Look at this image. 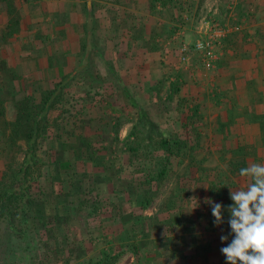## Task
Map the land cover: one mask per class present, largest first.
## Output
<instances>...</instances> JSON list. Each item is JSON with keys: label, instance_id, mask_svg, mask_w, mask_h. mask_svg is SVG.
<instances>
[{"label": "rangeland", "instance_id": "obj_1", "mask_svg": "<svg viewBox=\"0 0 264 264\" xmlns=\"http://www.w3.org/2000/svg\"><path fill=\"white\" fill-rule=\"evenodd\" d=\"M26 1L24 3L26 8L32 6V10H29V12L32 11L31 19L41 20L39 27L30 28L32 30L39 28L45 33L46 23L49 22V14L45 6L37 15L34 7L36 1ZM63 3L66 12L73 10V13L79 14L81 18L84 17L88 4L95 20L93 28L95 47L89 52L91 76L86 77L88 79L86 85L83 89L77 87L74 91L76 94H72L73 96L69 94L70 90L66 91L67 93L62 95V105L67 109L76 99L86 100L82 104L85 109L83 112L80 111L81 116L91 120L93 125V128L86 130L91 139L106 134L104 145L112 142L113 130L117 128V141H113V147L108 150L110 155L106 158H114L116 168L122 166L128 156L125 142L132 136L133 131L140 138H146V140L150 138L152 141L158 140L162 132L175 138H195L198 141L191 151L192 161L189 162L188 158L176 161V158L172 156L169 172L162 180L154 198L141 212L147 221L153 224L161 222L166 218V206L171 194L178 192L189 182L187 175L192 174V171L206 168L204 172L210 171L216 176L227 170L228 158L238 159L241 155L232 152L234 151L232 149H224L223 145L226 147L229 145L218 136L223 132L217 126L224 114L220 100L223 83L219 82L217 68L219 62L226 57L228 50L234 51L238 48L237 43L234 48L227 45L224 39L226 35L234 32V38L243 40L248 37L243 36L245 32L250 34L246 31L249 24L245 21L230 22L229 16L234 12L233 0H227L222 6L220 0H66ZM262 4L260 0L258 3L255 2L251 6L254 7L253 10L249 11V14H253L251 18H254L255 24H260V30L264 25L259 16L264 14ZM50 7L53 5L51 4ZM251 27L252 25H249V28ZM79 35L84 37L83 32ZM206 39L211 41L216 55L213 66L209 69L203 64V53L194 48L197 41ZM136 41H138L137 44H135ZM263 43L260 42L257 47L258 52ZM55 46L54 43L50 44V52L51 47ZM135 47L139 52L142 51L143 57L135 54ZM96 53H99L101 57ZM132 53L137 58L128 57L125 60L121 58ZM108 64L113 68L112 70L116 71L111 72ZM30 79L32 82L34 78ZM45 80L48 84L52 82ZM31 82L20 84L16 79L15 82L6 83L5 88L0 91V104L2 103L4 108L0 123L5 119L13 121L16 118L15 101L21 99L23 95L35 92L32 90V85L30 86ZM89 82L91 85H88ZM11 85L14 89L10 88ZM123 86L126 87L129 97L131 99L133 97L136 101V108L130 104L131 100L126 96ZM27 88L30 89L28 93H26ZM246 94L250 97L249 91H246ZM101 99L104 101H100ZM90 101L92 103H89ZM60 110L62 111L61 107ZM68 115L69 112L63 113L65 119L71 120L67 117ZM106 121L107 127H104ZM98 125H102L103 132L98 129ZM66 126L67 130L71 131L72 124L69 123ZM217 130H219L218 133ZM260 146L257 147L260 153L249 154L252 163L260 164L257 159H264V144ZM23 147L24 145L22 150ZM144 150L139 149L142 152H145ZM21 157L20 151L17 159L20 160ZM138 165L139 163L134 161L133 167ZM160 165L155 163L156 167ZM128 170L130 171L131 168ZM121 176L129 175L123 170ZM135 176H141L140 172L135 173L133 177ZM129 178L132 180V177ZM207 178L212 180V176ZM118 182L120 185H127L125 182L128 180L119 179ZM244 183L243 179L240 181L236 179L235 184L244 186ZM118 199L123 201L124 194H120ZM195 199H183L182 202L185 201V206L192 209L198 202V198L195 197ZM75 204L78 205L76 200ZM104 205L107 206V204ZM86 212L87 210L77 212L73 218L71 216L67 227L65 226L66 232H70V238L74 239V242L70 244L77 247H73L72 251L60 249L56 252V256L46 254L43 250H35L36 240H29L27 246L23 244V247L9 252L3 244L6 237L4 225L1 223L0 244L3 245L0 247V264H39V261H44V264H82L88 257L96 259L101 249L117 256L113 264H138L136 255L126 241H120V239L118 241L110 235H107L106 241H103L94 235L96 233V231L93 232L94 227L89 229L83 227L86 220L90 219V215ZM226 216L230 219L229 212ZM209 217V214L200 216L201 229L198 231L200 234L198 245L213 243L208 250H199L200 252L193 255L198 264H208L206 253L212 252L216 244L215 241H210L209 235L216 232L226 236L231 230L229 225L221 226L220 230L214 229L206 221ZM96 224V219H91L90 225ZM149 233L152 236L153 231L150 230ZM171 234L177 242H180L178 244L184 243L181 228L172 229ZM228 243L230 242L227 240L223 247ZM150 247H153L152 251L155 250L157 255H162L161 264L175 261V258L162 250L160 246L150 244ZM83 250L86 251L87 258L80 254ZM209 261L210 264H226V258L222 253L218 257H211V259L209 257Z\"/></svg>", "mask_w": 264, "mask_h": 264}, {"label": "trees", "instance_id": "obj_2", "mask_svg": "<svg viewBox=\"0 0 264 264\" xmlns=\"http://www.w3.org/2000/svg\"><path fill=\"white\" fill-rule=\"evenodd\" d=\"M69 78V75L62 77L45 90L24 95L16 101V118L0 123V224L3 223L5 228L6 241L3 244L6 249L14 251L23 244L27 246L29 240H36L35 250H43L52 256H56L60 249L72 251L77 245L70 244L74 239L70 238L65 226L71 216L73 218L77 212L87 210L90 219L83 227H94V235L103 241H106L107 235L118 241H126L136 255L138 264H161L162 255L152 251L150 244L160 246L175 258L174 262L168 264H198L193 255L199 250H208L213 243L198 245L200 216L209 214L206 221L216 230L229 225L226 213L228 206L233 204L229 199L230 191L248 183L247 178L239 176V170L252 163L250 155L228 158L227 170L216 176L210 171L204 172L206 168L192 171L187 175L189 182L171 194L166 206V218L153 224L141 212L154 198L169 172L172 156L176 161L181 158L192 161L191 151L198 141L195 138H175L163 132L158 140L152 141L150 138H140L133 131L125 142L128 152L123 163L125 167L116 168L114 158L107 159L106 156L110 155L108 150L113 147V141H117V128L113 126L114 138L111 143L104 145L106 134L91 139L86 130L93 128L91 120L81 116L84 105L75 108L70 103L67 109L62 105V95L67 93L63 88ZM125 93L135 106V100L129 97L127 91ZM69 94L76 93L69 91ZM3 111L1 103L0 116H3ZM64 112H69L67 117L71 120L64 118ZM69 123L72 124L71 131L67 130ZM104 127H107V121ZM101 128L102 125H98L100 131ZM141 148L145 152L139 151ZM20 151L22 157L18 160ZM257 160L264 164V159ZM134 161L139 163L135 168ZM155 163L161 165L156 167ZM123 170L129 176H121ZM139 172L141 176L133 177ZM209 176H212V180L207 178ZM119 179L128 180L125 182L127 185H120ZM236 179H243L244 186L236 185ZM120 194H124L123 201L118 199ZM195 197L198 198V206L192 210L185 206V201L182 202L183 199L192 200ZM205 198L224 206V222L221 225L214 223L212 206L205 203ZM91 219H96L95 226L90 225ZM174 228L182 229V245L171 234ZM150 230L153 231L152 236ZM228 232L226 236L231 242L234 234L231 230ZM222 235L216 232L209 235L210 241L216 244L212 252L206 253L208 264L209 257H218L222 253L220 249L226 243L221 241ZM80 254L87 258L85 250ZM116 258L101 249L96 259L88 257L82 264H113ZM39 264H44V261H39Z\"/></svg>", "mask_w": 264, "mask_h": 264}, {"label": "crops", "instance_id": "obj_3", "mask_svg": "<svg viewBox=\"0 0 264 264\" xmlns=\"http://www.w3.org/2000/svg\"><path fill=\"white\" fill-rule=\"evenodd\" d=\"M35 1L37 15L44 6L49 14L45 33L39 28L33 30L30 28L39 27L41 20L31 19L32 11L29 12V10L32 6L26 8L24 4L26 0H0V91L5 88L6 83L15 82L18 79L20 84L23 82L29 84L30 78L33 77L30 86L32 85V90L36 93L68 75L70 78L64 90L74 92L77 87L83 89L88 80L86 77L91 76L89 52L95 47L93 13L88 4L87 11L81 18L79 14H74L73 10L65 11L63 1L66 0ZM220 1L222 6L227 0ZM233 1L234 12L229 16L230 22L245 21L252 27L247 26L246 31L250 34L247 32L242 34L244 37L248 36L243 40L234 38V32L228 33L224 38L228 46L234 48L237 43L238 48L233 49L234 51L228 50L226 57L219 62L217 68L219 82L223 83L220 100L224 114L217 126L223 132L217 135L229 145V148L223 145L224 149H232L234 150L232 152L241 155L255 154L261 152L257 147L264 144L262 141L264 140V43L259 52L257 48L260 42H264V25L263 30L262 28L260 30V24H255L254 18H251L253 14H249V11L254 8L251 7L252 4L258 3L259 0ZM260 1L263 3L262 10H264V0ZM51 4L53 7H50ZM259 16L264 22V14ZM33 31L37 33H32ZM82 32L84 37L79 35ZM53 43L56 46L51 47L50 52V44ZM137 43L138 41L135 42ZM134 49L137 56L143 57L142 51L139 52L137 47ZM47 52L49 53L46 54ZM96 54L100 56L99 53ZM137 56L132 53L121 58L125 60L128 57L137 58ZM108 67L111 72L116 71L112 70L110 64ZM45 79L52 81L51 84H48ZM88 85H91V82ZM10 88L14 89L12 85ZM123 88L127 91L125 86ZM28 90L30 89L27 88L26 93ZM246 91L250 92V97ZM85 102L86 100L76 99L71 104L76 107ZM136 107L135 103L134 108ZM216 132L218 133L219 130ZM233 143L234 146L231 147Z\"/></svg>", "mask_w": 264, "mask_h": 264}, {"label": "clouds", "instance_id": "obj_4", "mask_svg": "<svg viewBox=\"0 0 264 264\" xmlns=\"http://www.w3.org/2000/svg\"><path fill=\"white\" fill-rule=\"evenodd\" d=\"M239 176L247 178L248 183L230 191L233 204L228 206V224L234 237L220 251L226 264H264V164L251 163L239 170ZM205 203L212 206L214 223L222 224L224 206L211 198H205ZM197 206L198 202L192 209ZM220 239L225 242L228 236Z\"/></svg>", "mask_w": 264, "mask_h": 264}, {"label": "built area", "instance_id": "obj_5", "mask_svg": "<svg viewBox=\"0 0 264 264\" xmlns=\"http://www.w3.org/2000/svg\"><path fill=\"white\" fill-rule=\"evenodd\" d=\"M194 48L197 51L203 53V64L206 68H211L213 66V61L216 58L214 54L213 47L210 40H200L194 44Z\"/></svg>", "mask_w": 264, "mask_h": 264}]
</instances>
